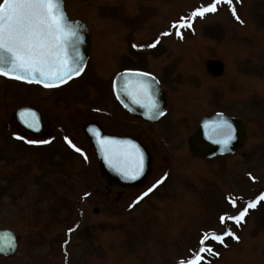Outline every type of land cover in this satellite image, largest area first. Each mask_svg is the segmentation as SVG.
<instances>
[{"label": "rangeland", "instance_id": "rangeland-1", "mask_svg": "<svg viewBox=\"0 0 264 264\" xmlns=\"http://www.w3.org/2000/svg\"><path fill=\"white\" fill-rule=\"evenodd\" d=\"M65 2L70 18L92 31L93 59L78 82L83 89L58 92L12 83L8 101L0 95V119H7L0 124L10 138L0 152V230L20 238L17 255L0 256V264H187L205 233L224 235L229 229L234 236L224 235L223 243L206 242L218 255L205 252L201 264H264V0H220L215 12L194 19L193 12L216 0ZM184 22L191 27H173ZM210 59L225 63L222 77L208 72ZM102 60L113 62L108 68ZM123 68L156 72L170 101L168 116L152 134L146 132L152 137L153 175L119 196L121 189L111 190L102 177L80 116L83 100H111L109 87L99 92L94 71L102 76L105 70L109 85ZM59 105L66 116L58 133ZM23 106L47 116L54 135L30 140L48 143L28 147L17 139L11 114ZM218 112L246 123L248 144L236 155L193 158L189 137L203 117ZM72 113L78 114L75 122ZM72 137L81 151L68 143ZM245 209L239 224L221 222Z\"/></svg>", "mask_w": 264, "mask_h": 264}, {"label": "snow or ice", "instance_id": "snow-or-ice-1", "mask_svg": "<svg viewBox=\"0 0 264 264\" xmlns=\"http://www.w3.org/2000/svg\"><path fill=\"white\" fill-rule=\"evenodd\" d=\"M226 2L231 4L232 0H226ZM218 3L220 0H216L209 7L193 12L192 18L215 12ZM173 27H191V24L184 22ZM169 34L164 33V35ZM79 41L80 37L76 29L69 23L63 10V0H0V75L26 80L29 83H41L45 87L65 83L74 75H78L82 69L80 62L83 57L77 47ZM158 43L159 41H156L150 46L155 47ZM130 75L135 77V83L131 88L125 89L126 94L132 96L134 102L140 103L150 112L158 110V105L152 99V86L149 82L154 78L147 73ZM20 115L29 128L36 127L37 119L34 112L28 110ZM205 128L208 129L209 139H215L217 143L227 144L233 138L232 126L226 120L213 122L211 126L206 124ZM96 135L111 167L124 174L132 172V178H137L143 172V153L137 145L116 141L110 137H100L98 132ZM218 137H222L223 140ZM17 139L24 138L17 137ZM27 142L48 143L49 141L29 140ZM68 143L72 144L70 140ZM72 147L77 152L81 151L75 145ZM160 183H163V180ZM148 194L146 192L144 196ZM143 198V196L140 197V199ZM260 200H264V196H261ZM257 203L259 200L249 203L248 208H255ZM247 211L245 209L234 217L222 216L221 222L233 220L239 224L247 215ZM224 235L234 236V233L229 229ZM224 235L205 233L200 240L199 253L187 264H201L203 254L213 252L211 247L204 246L206 242L211 240L223 243ZM213 254L218 255L214 252Z\"/></svg>", "mask_w": 264, "mask_h": 264}, {"label": "water", "instance_id": "water-1", "mask_svg": "<svg viewBox=\"0 0 264 264\" xmlns=\"http://www.w3.org/2000/svg\"><path fill=\"white\" fill-rule=\"evenodd\" d=\"M63 10L66 13L69 23L72 25L73 28L76 29L80 37V41L77 43L78 50L81 56L83 57V60L80 62L82 64V69L80 73L78 75H74L67 82L58 84L53 87H45L43 84L36 82L29 83L26 80H19V81L26 82L29 84L40 85L47 89H57L61 86L68 84L72 80L80 77L84 73L92 53V36H91L90 28L82 20H72L69 17L68 12L66 10L65 0H63ZM206 67L208 72L214 77H222L226 71V65L221 60L210 59L207 61ZM133 73H143V72L126 71L117 77L115 82V89L117 95L119 99L123 102V104H125V106L133 114L141 116L143 120L147 122L154 123L160 120V118H162L165 114L166 106H167V93L161 88L160 82L155 77L149 75L150 77L154 78L153 80L149 81L152 86L151 87L152 99L158 105V110L150 112L148 109L142 107L140 103L134 102L132 96L126 94L125 89L131 88L135 83V77L130 75ZM28 110L36 114L37 124L35 128H29L27 124L24 123V120L21 118L20 114L22 112L26 113ZM16 117L18 123L23 128L30 131L32 134L39 135L43 132L44 130L43 118L40 111L37 108L26 107L19 109L16 113ZM225 120L229 124H231L233 129L232 132L233 138L231 139V141L226 144L224 142L217 143L215 142V139H209L208 129L205 128V125L208 124L209 126H211L213 122H220ZM97 132L99 133L100 137L109 138L101 130H93V128L87 129L88 136L93 142L96 155L98 157L101 172L103 173L104 176L108 178L110 184H115L121 188L130 189L140 186L148 180V178L154 172V168H153L154 159L150 151L144 145L131 138L110 137L116 141L131 142V144L137 145L139 147L140 152L143 153V172L139 174L137 178H132L133 176L132 172H128L127 174H124L120 171L115 170L113 167L110 166L108 160L106 159L105 152L102 151L101 144L99 143V138L96 135ZM218 138L223 140L222 137H218ZM248 139H249L248 127L242 119L219 112L214 115L202 118L198 129L190 136L188 143L193 158L207 160V159H214L220 156L236 155L239 151L243 150L246 147V145L248 144ZM95 213H99V209H95ZM19 243H20V238L15 231L11 229L0 230V256L8 259L15 257L19 250Z\"/></svg>", "mask_w": 264, "mask_h": 264}, {"label": "flooded vegetation", "instance_id": "flooded-vegetation-1", "mask_svg": "<svg viewBox=\"0 0 264 264\" xmlns=\"http://www.w3.org/2000/svg\"><path fill=\"white\" fill-rule=\"evenodd\" d=\"M90 32H91V36H92V53H91L90 60L88 62V65H87L84 73L80 77L69 82L68 84H66L62 87H59L58 92L63 91V90L65 91V89L67 90V89H72V88H76V87L83 89L82 83H78V82L83 81L84 78H86V76L88 75L89 68L91 67L90 65H91V62L93 59V53H94V50H93L94 49V39H93L92 31H90ZM108 52H109V50H108ZM101 62L104 64V67L108 66V68H109V66L112 65L113 61L102 60ZM122 62H125V60H122ZM171 64H172L171 66L167 67L168 69H167L166 74H167L168 78H170L171 74H173V69H172L174 67L173 62H171ZM126 71H137V72L147 73V74L155 77L160 82L161 88L167 93L166 111H165L164 116L162 118H160V120H158L154 123L147 122V121L143 120V118L141 116L133 114L125 106V104H123V102L119 99L117 92H116V89H115V82H116L117 77ZM99 72L100 71H98L97 69L94 71L96 83H98V84L100 83V86H98L100 89L99 92L104 94L106 91L103 88L105 86L109 87V93H110L111 100L107 101L105 95L96 96L95 99L94 98L91 99L90 102L83 100L81 102V106L85 107V114L82 115L83 118H82V116H80L81 117L80 120L82 121L81 126L83 127L84 134H85L86 138L90 141L91 146L94 149L95 154H96V151H95L93 142L87 133L88 128L89 129L93 128V130H101L108 137L131 138V139L141 143L150 151V153L153 156L154 162H155V156H154V153H153L152 148L150 146V142H152V139H150V138H152V137H151V135H148L146 132H150L152 134L153 133V127L158 125L163 119H165L168 116L170 92L167 89L166 83L153 70L150 71V70H144V69H139V68H123L122 70L117 71L116 73H114L112 75L111 81L108 85L105 82V80H106L105 76L107 75V74H104L105 70L103 71L102 76L99 75ZM100 78H102V79H100ZM0 81L4 82L3 86L0 85V95H1L2 99L3 98L5 99V102L8 101V97L10 96L11 89H10L9 85H11L12 83H16L18 85H23V86H27V87L30 86V84H28V83L18 81L15 79H11V78H8V77L2 76V75H0ZM75 83H77V84H75ZM90 92H93V91H90ZM2 99H1V102H2ZM94 100H96L98 103L94 104V102H95ZM84 105H86V106H84ZM26 107H32V106H23V107L18 108L13 114H11V119L13 122L12 125L14 127H16V129L18 131L19 137L24 138V139H22L24 142L23 143L24 146L30 147V145L27 141H29L31 138L37 139V138H40L42 136L43 137H52L54 135V132H53L52 125L47 123V116L44 115L38 108L37 109L40 111L42 118H43V123H44L43 132L39 135H34L30 131L23 128L17 121L16 113L19 109L26 108ZM5 108L7 109L8 106L5 105ZM34 108H36V107H34ZM68 108L71 109L72 104H70ZM62 113H63V107L61 109L60 105H59L58 106V133L64 132V130H63V128H61L60 124L62 121H64L63 118H65L66 115H63ZM69 116H70L69 120H71L73 122H75V120L78 119V114L72 113ZM66 118L68 119V116ZM0 121L6 122L7 121L6 116L3 119H0ZM3 127H5V123L0 124V152L5 151L6 145H8L10 142V138H9L8 134H6V132H5L6 129H4ZM79 138H81V137H79ZM58 139H60L59 136H58ZM71 142L76 146L77 143L79 142V140L76 137H72ZM58 143H59V140H58ZM154 162H153V168H154ZM154 170H155V168H154ZM101 174H102V177H104L108 181V184H109L111 190L113 188L121 189V191L119 192V196H123L126 193V191L129 190V189L121 188L115 184H110L108 178L106 176H104L102 172H101ZM150 177L148 178V180L150 179ZM146 182H144L143 184H145ZM130 189H132V188H130ZM110 193H111V191H110Z\"/></svg>", "mask_w": 264, "mask_h": 264}]
</instances>
